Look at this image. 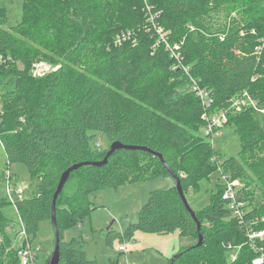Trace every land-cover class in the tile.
<instances>
[{"label": "trees", "instance_id": "16d2710c", "mask_svg": "<svg viewBox=\"0 0 264 264\" xmlns=\"http://www.w3.org/2000/svg\"><path fill=\"white\" fill-rule=\"evenodd\" d=\"M6 1L0 0V137L9 163H25L29 173L41 180L33 197L16 203L29 238L37 235L42 222L51 220L62 174L74 164L105 158L109 149L91 145L95 132H102L111 144L117 141L147 150H117L107 165L82 167L70 175L56 203L59 264H98L88 258L82 238L63 240L64 231L93 209L91 193L160 177L171 178L173 186L152 191L138 222L122 233L109 231L108 244L117 238L131 240L138 230L180 231L198 243L200 223L203 245L181 251L173 264H253L259 252L248 240L247 225L233 217L223 199V186L218 185L207 207L195 212L196 221L163 162L179 177L186 196L219 167L240 180L238 199L246 204L245 218L256 220L254 228L264 229V112L228 111L242 147L237 157L217 168L211 162L217 152L199 135L202 104L189 90L184 71L174 70L175 60L166 47L157 46L142 0H136L137 14L130 7L134 0H16L22 3L23 16L10 29L3 27L8 20ZM241 1L149 0L148 5L158 12L155 22L170 31V41H184L183 65L210 92L213 108L226 110L233 97L248 92L258 110H264V49L256 53V36L250 34L256 26L264 28V4L247 0L246 7L236 9ZM235 10L242 20L232 18L221 39ZM190 25L198 32H191ZM122 31L133 32L136 38L125 35L114 42ZM46 54L56 58L58 68L34 78L31 64ZM7 204L11 203L0 198V264H20L17 251L24 241L8 250L11 240L3 230L14 225L2 215ZM239 244L243 249L230 262L224 245L231 250ZM256 245L264 253V242Z\"/></svg>", "mask_w": 264, "mask_h": 264}, {"label": "rangeland", "instance_id": "374dc122", "mask_svg": "<svg viewBox=\"0 0 264 264\" xmlns=\"http://www.w3.org/2000/svg\"><path fill=\"white\" fill-rule=\"evenodd\" d=\"M137 1L134 0L130 5L131 10L136 14L139 9V3ZM142 1L144 6L150 4L149 0ZM258 1H261L264 4V0ZM246 3L247 0H242L236 9L240 10L242 7H246ZM5 4L7 7L8 20L3 27L5 29H10L22 20V3L16 0H8ZM151 9L152 16L158 13L154 8ZM237 13L238 12L235 10L228 17L226 21L227 23H225L226 25L223 26L225 34L221 33V39H223L229 31L232 18H236L238 22L242 20L241 14L238 15ZM151 14H149L147 22L151 21ZM189 27L191 32L197 31L195 26L190 25ZM257 27L258 26L251 29L250 34L252 36H256V53L260 55L264 49V28L258 29ZM150 30L157 36L155 37L157 46L163 45L160 41V33L157 32L156 27L152 26ZM169 32L166 31L168 36H170ZM125 35L128 39L133 40L136 38V35L133 32L125 33L122 31L116 34L114 42H121V38ZM241 35L243 36L244 32H242ZM107 47L109 48L110 45L108 44L105 48ZM41 62L46 64L48 71H41V68H36V65ZM18 64L20 65V68H23V64L21 62ZM56 64V58H51L48 54L41 55L40 59L32 62L30 73L34 78H43L58 68ZM34 72H36L37 76L34 75ZM189 90L187 91L189 92ZM250 97L251 95L248 92L240 93L232 98L230 107L226 108L227 111L225 109L222 110L218 108H213L211 110V114L224 112L227 115V123L217 128V135L214 137V140L205 135V122L201 116L203 125L199 131V135L205 140V142L210 144L213 150L217 152L212 157L216 158L219 162H224L229 158L237 157L241 151V139L235 131V125L230 124L228 111L232 110L234 114H237L243 110L257 106L254 99L252 101ZM235 103L241 104V108L236 106ZM95 133L96 138L91 144L93 149L101 151L109 149L111 142L107 136L102 132ZM212 164L216 165L218 168L217 164L213 162ZM8 169H11L14 176L12 184L25 190L23 197L25 199L33 197L38 191L41 181L40 178L32 176L25 163L17 162L10 164L7 153L0 144V198H6L4 174ZM237 181V189L239 191L243 184L240 180ZM222 183L223 180L218 171L213 173L209 178L203 179L199 183L198 190L196 192L191 190L186 196L191 208L197 212L207 207L211 201L212 193L216 192L218 185H222ZM173 184L174 183L171 178L160 177L144 183L128 184L119 188H105L98 192L91 193L88 197L92 202L93 209L81 223L71 226L64 231L63 240L67 242L73 238H82L88 258L96 260L98 264H169L170 259H172L175 255L197 244V238L195 239L192 236L183 235L180 231L172 233H156L140 230L135 232L134 237L131 240L128 239L123 241L120 240V238H117L112 244H108L106 238L109 231L122 233L130 224L137 223L139 212L147 203L150 193L157 189H169L173 186ZM2 215L6 220L14 222L13 226L6 225L3 228L4 232L8 234L6 238L11 240L8 245V250H13L19 247L23 240L20 236V225L18 224L20 219L19 213L14 204H7L2 207ZM232 219H228L227 221L230 222ZM0 237L2 239L1 233ZM31 241L36 253L37 263L46 264L54 246V232L51 222H42L37 235L32 238ZM122 245L126 246V251L124 252L120 251V247ZM227 247L224 245L226 255L228 256V260L230 262L236 260L243 249L242 244L231 247V250Z\"/></svg>", "mask_w": 264, "mask_h": 264}, {"label": "built area", "instance_id": "2783aa9c", "mask_svg": "<svg viewBox=\"0 0 264 264\" xmlns=\"http://www.w3.org/2000/svg\"><path fill=\"white\" fill-rule=\"evenodd\" d=\"M148 8L149 14H151V8L152 6L146 5ZM156 14L150 17V20L152 22V25L156 27L157 32L160 33V41L161 43L166 47L168 52L170 53V56L172 59L175 60V69H182L184 73L188 76L190 83L189 88L190 90L195 94V96L200 100L202 107H203V113H202V119L205 122L204 127V133L205 135L214 140V137L217 135V128L221 127L222 125H225L227 123V115L224 112H220L218 114H211V110L213 109L214 100L211 97V94L208 90L201 87L197 80L192 76L191 70L189 67H186L183 65L184 56L182 54V47L184 46V41L181 42H170L169 36L166 33V31L156 24L155 22ZM0 60H2V56H0ZM36 68H41V71H48L47 66L44 62H41L40 64L36 65ZM56 70V69H55ZM34 75L37 76L36 72H34ZM250 99L253 101L252 97ZM245 103V102H243ZM236 106L241 108V104L235 103ZM234 106V105H233ZM235 107V106H234ZM253 109L257 111L264 112V110H258V107H252ZM3 114V102H2V96L0 93V126H1V115ZM0 144L3 146V142L0 137ZM212 162L217 164L218 167L220 166L221 162L217 161L216 158L212 159ZM218 172L221 175V178L223 180V199L228 202L229 208L231 209L233 213V217L237 218L238 221L242 225H247V236L248 240L251 243L253 249L257 250L259 252V256L256 257L253 261V264H264V253L263 249L257 248V241L264 242V229H256L255 221L253 219H246V204L243 201H239L238 199V181L235 179H232L231 176L226 175L223 173L222 169L219 167ZM14 181V176L11 172V169H8L4 174V182L6 184V199L16 206V203L22 199H24L23 195L25 194V190L16 187L12 184ZM246 221L248 224H246ZM20 223V236L22 237V241H24V245L20 246V248L17 251V256L20 261V264H35L37 263V257L34 250V247L32 245V241L29 238V236L26 233L24 223L21 219H19ZM2 242V239L0 237V244ZM232 247V246H230ZM120 251H126V246L122 245L120 247Z\"/></svg>", "mask_w": 264, "mask_h": 264}, {"label": "water", "instance_id": "95a60500", "mask_svg": "<svg viewBox=\"0 0 264 264\" xmlns=\"http://www.w3.org/2000/svg\"><path fill=\"white\" fill-rule=\"evenodd\" d=\"M121 149H125V150H147L146 148L143 147H139V146H127L124 145L120 142H113L107 152V155L105 156V158L101 161H93V162H82V163H78V164H74L71 167H69L61 176V179L59 181V184L57 186V190L53 196V201H52V215H51V225L53 228V232H54V249L52 251V253L50 254L48 261L46 264H59L60 262V242H61V237H60V232H59V228H58V223H57V213H56V203H57V199L59 197V195L63 192L69 178L70 175L79 170L82 167H87V166H94V167H98L101 168L105 165L108 164V160L109 157L117 150H121ZM159 157L161 158V156L159 155ZM164 167L169 171V173L171 174L172 178L175 180L176 182V188L178 190V193L184 203L185 208L189 211V213L191 214V216L197 221V217H196V213L195 211L191 208L187 197L184 193V190L182 188L181 185V181L179 179V177L170 169L168 168L167 164L165 162H163ZM198 233H199V237H198V243L194 246V247H201L204 243V236L201 233V224L198 223ZM181 254H177L175 255L172 259L170 264H173L175 259L179 258Z\"/></svg>", "mask_w": 264, "mask_h": 264}]
</instances>
